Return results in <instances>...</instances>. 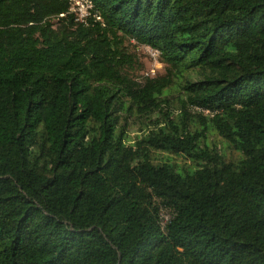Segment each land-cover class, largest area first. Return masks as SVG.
Wrapping results in <instances>:
<instances>
[{
	"label": "trees",
	"instance_id": "trees-1",
	"mask_svg": "<svg viewBox=\"0 0 264 264\" xmlns=\"http://www.w3.org/2000/svg\"><path fill=\"white\" fill-rule=\"evenodd\" d=\"M87 1L0 0V264H264V0Z\"/></svg>",
	"mask_w": 264,
	"mask_h": 264
},
{
	"label": "rangeland",
	"instance_id": "rangeland-1",
	"mask_svg": "<svg viewBox=\"0 0 264 264\" xmlns=\"http://www.w3.org/2000/svg\"><path fill=\"white\" fill-rule=\"evenodd\" d=\"M122 50L130 57V65L125 66L126 72L133 78L135 81L141 82L145 78L162 76L164 74V66L161 64L160 60H154L151 58L149 53L145 50V47H142L131 40H124L122 42ZM180 94L178 89L171 91L167 94V104L163 105L164 111H171L174 115L177 113L178 107V98ZM158 116V113H155L152 117V120ZM125 130L128 137V143L133 144L135 139L142 135V132L149 125L148 119L144 117H129L127 121H124ZM208 142L216 146L219 152H221L227 161H236L239 159V155L228 149L226 144L217 137L213 132L208 136ZM161 157V155H159ZM175 161L180 159L174 158ZM165 220V217H163Z\"/></svg>",
	"mask_w": 264,
	"mask_h": 264
},
{
	"label": "built area",
	"instance_id": "built-area-1",
	"mask_svg": "<svg viewBox=\"0 0 264 264\" xmlns=\"http://www.w3.org/2000/svg\"><path fill=\"white\" fill-rule=\"evenodd\" d=\"M70 1H71V11L75 15L76 22L87 25L88 18L91 17L88 12L89 10L92 9L91 3L87 0H70ZM92 17L95 18V20H100L99 17L96 15H93ZM145 50L149 53L151 58H153L154 60H159L160 54L158 51L152 50L149 47H145ZM149 78H153V77H149ZM165 222H166L165 220L164 222L163 221L161 222L162 228H164Z\"/></svg>",
	"mask_w": 264,
	"mask_h": 264
}]
</instances>
